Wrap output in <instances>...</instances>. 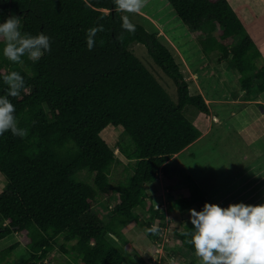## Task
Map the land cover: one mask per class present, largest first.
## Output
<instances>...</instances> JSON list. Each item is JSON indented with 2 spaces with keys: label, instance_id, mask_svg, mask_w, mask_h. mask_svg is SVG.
<instances>
[{
  "label": "trees",
  "instance_id": "obj_1",
  "mask_svg": "<svg viewBox=\"0 0 264 264\" xmlns=\"http://www.w3.org/2000/svg\"><path fill=\"white\" fill-rule=\"evenodd\" d=\"M166 2L183 24L203 35L206 56L217 51L220 59H228L248 98L264 92V65L255 63L261 53L249 32L264 16L259 1L242 0L247 5L237 11L228 0ZM128 14L117 12L113 0H0V23L14 15L21 19L22 33L43 32L51 38V51L39 61L25 56L19 64L3 56L0 40V95L7 88L5 74L14 70L24 77L25 88L10 99L19 126L29 130L23 139L11 132L0 136V173L6 181L0 192V240L23 235L0 251V264H17L7 256L21 244L28 255L23 264H51L55 249L69 258L65 264H122L123 255L107 234L120 238V229L132 221L150 240L160 238L147 229L164 214L149 206L152 218L145 222L135 209L145 207L146 185L159 172L168 174L170 159L202 135L183 108L193 106L205 116L210 112L201 94L190 93L179 64L156 33L131 20L136 31L122 29L121 17ZM98 24L104 31L89 51L86 31ZM121 34L122 41L117 39ZM132 42L144 45L173 81L176 102L128 49ZM108 125L122 127L132 142V151L122 153L133 162V172L118 185L110 182V172L120 161L101 136ZM83 171L91 182L78 178ZM190 186V198L176 201L180 211L195 203L202 210L208 202L194 182ZM114 194L118 201L106 221L91 212L100 197ZM177 235L194 254L181 232Z\"/></svg>",
  "mask_w": 264,
  "mask_h": 264
},
{
  "label": "rangeland",
  "instance_id": "obj_2",
  "mask_svg": "<svg viewBox=\"0 0 264 264\" xmlns=\"http://www.w3.org/2000/svg\"><path fill=\"white\" fill-rule=\"evenodd\" d=\"M229 3L237 9L234 0H229ZM128 17L148 32L159 36L160 41L179 64L190 93L201 94L210 113L205 116L190 105L183 108L184 116L204 134L170 159L168 174L159 172L157 180L146 185L145 207L135 209L140 220L145 222L152 218L148 211L149 206L164 214V218L155 217L152 221V226L157 225L159 228L160 238L156 241L150 240L134 221L120 229V238L109 234L107 238L123 255L122 264H199L195 254L182 247L177 234L186 229L185 225L192 226L188 210L200 211V206L195 203L180 211L176 201L190 198V184L194 182L208 203L221 207L240 202L251 205L264 204V137L262 143L253 149L233 128L231 117L233 113L239 114L243 109L254 108L260 118V108L264 110V92L259 94L261 103L253 102L258 96L248 98L241 88L239 72L231 70L228 59H220V53L217 51L206 56L200 43L203 35L191 31L183 24L166 0H148L147 6L139 14L129 13ZM128 49L176 102L177 93L173 81L152 61L145 46L132 42ZM255 63L257 67H261L264 65V57L261 55ZM257 83L258 81L254 83L255 86ZM262 118L263 120L254 119L252 122L258 131L264 130V114ZM259 120L262 121L260 126ZM101 136L120 161L110 172V182L118 185L133 172V162L122 153V150L132 151V142L120 126H106ZM78 178L91 182V176L84 171ZM5 183V178L0 173V192ZM117 201L116 194L110 197L102 196L91 208V212L106 221ZM22 236L15 233L1 239L0 251L20 240ZM62 240L59 236L58 244H61ZM27 257V252L21 244L11 251L7 260L23 264ZM50 258L51 264H65L69 260L59 249L53 250Z\"/></svg>",
  "mask_w": 264,
  "mask_h": 264
},
{
  "label": "clouds",
  "instance_id": "obj_3",
  "mask_svg": "<svg viewBox=\"0 0 264 264\" xmlns=\"http://www.w3.org/2000/svg\"><path fill=\"white\" fill-rule=\"evenodd\" d=\"M148 0H113L115 10L123 13L139 14L147 6ZM124 31L134 33L136 26L127 15L121 17ZM21 19L8 17L0 23V40L3 41V56L13 64L23 63L22 57L33 62L39 61L51 51V38L43 32L38 35L22 33ZM104 31L98 24L86 31V44L89 51L97 44V34ZM123 40V34L117 37ZM104 44L103 39L99 41ZM7 86L0 95V136L11 132L15 137L25 138L29 130L19 126L16 106L10 98L18 97L25 88L24 77L17 71L3 76ZM192 229L181 232L185 243L191 245L199 264H264V204L251 205L243 202L221 207L205 202L202 210L189 209ZM157 234L159 228L153 225L147 229Z\"/></svg>",
  "mask_w": 264,
  "mask_h": 264
},
{
  "label": "crops",
  "instance_id": "obj_4",
  "mask_svg": "<svg viewBox=\"0 0 264 264\" xmlns=\"http://www.w3.org/2000/svg\"><path fill=\"white\" fill-rule=\"evenodd\" d=\"M240 1H242V0H234V2H235L234 5H235V7L237 9L240 7V4H242L244 6L247 5V3H241ZM247 1L249 2V4H252L251 0H247ZM255 1H259L261 3L262 7L264 8V0H253V2H255ZM235 11H237V10L235 9ZM247 12H249L250 14L253 13V11L250 10V5L247 8ZM255 13H257V11H255ZM255 21H257L255 23L256 26L253 29H250L249 32L252 35L253 40H255V42H256V44L258 46V49L260 50L261 55L264 57V38L260 37L261 33L264 31V16L262 17V19L259 18V19H256ZM261 29H263V30L261 31ZM255 35L257 36L258 39L263 41L262 44L259 43V41L256 39ZM263 35H264V32H263ZM225 73H226V76H227V72H225ZM253 102L261 103V99H260L259 95H258L257 99L253 100ZM260 110H261V113L259 112L260 115H261V116L259 115L260 118L258 117V113H257L256 110H254V108L243 109L242 112L239 111V114H235L234 115V113H233L231 115V117H233V119H232V122H233V125H234L233 128L239 133V135H241L245 140H247L250 143V147H252L253 149L255 147H257V145H260L262 143V140H263L262 138L264 137L263 136L264 135V130H262V131L261 130H259V131L256 130L257 127L256 126L254 127V124L252 123L254 119L263 120L262 115L264 114V110L262 108H260ZM260 120L258 122V126H260V123L262 122V121L260 122ZM203 134L204 133H202V135ZM178 154H175L174 157H176ZM9 236H7V237H9Z\"/></svg>",
  "mask_w": 264,
  "mask_h": 264
}]
</instances>
